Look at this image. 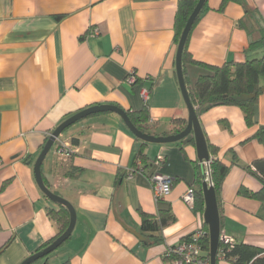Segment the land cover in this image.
<instances>
[{"label":"crops","instance_id":"obj_1","mask_svg":"<svg viewBox=\"0 0 264 264\" xmlns=\"http://www.w3.org/2000/svg\"><path fill=\"white\" fill-rule=\"evenodd\" d=\"M178 2L0 0V264H21L57 233L47 216L57 205L38 188L33 165L46 138L64 120L81 109L112 104L133 112L146 106L158 136L172 135L173 120L187 121L175 73ZM221 2L207 1L209 10L189 37L192 58L220 66L260 57L261 52L247 50L250 36L238 23L246 9L264 23V0L228 2L219 12ZM200 71L192 68L190 75ZM131 72L134 84L126 81ZM198 121L223 163L230 165L231 152L244 166L264 159V144L253 138L264 127V92L252 128L235 106L214 107ZM57 142L68 146L71 157L59 156L55 143L41 172L50 191L73 206L76 224L48 264L67 259L70 264H171L166 250L203 229V215L182 200L202 179L195 145L185 140L147 144L150 167L127 175L142 141L115 114L84 119ZM158 158L162 161L154 166ZM71 167L82 172L68 178ZM155 173L173 180L170 194L159 202L149 181ZM260 188L250 173L230 168L220 194V232L236 244L264 249V202L240 193ZM160 208L171 209L175 222L162 230L160 244L149 245L140 233V211L155 216ZM217 264L232 263L218 258Z\"/></svg>","mask_w":264,"mask_h":264},{"label":"trees","instance_id":"obj_2","mask_svg":"<svg viewBox=\"0 0 264 264\" xmlns=\"http://www.w3.org/2000/svg\"><path fill=\"white\" fill-rule=\"evenodd\" d=\"M207 1L208 0H206L202 10L194 21L181 57L182 72L190 103L192 104L197 117H199L201 113L206 112L214 107L235 106L242 112L246 126L248 128H252L257 125L258 97L260 94H262L261 89L264 87V23L260 19V16L257 12L247 9L245 10L244 19L240 20L238 23L239 28L245 30L250 36V43L247 50L261 52L260 57L248 59L243 63L226 62L220 66H211L197 62L189 53L188 42L191 32L196 27L203 15L209 10ZM197 2L198 0H179L178 2L174 17V42L176 45L178 44L186 21L191 15ZM228 2L240 3V0H222L218 11H223ZM57 19H60V17ZM192 68H197L201 71L198 75L191 76L190 69ZM243 95H254V97L247 101H238L237 98ZM126 114L129 121L138 131L157 137L169 136H158L153 133V130L151 129V117L146 106L136 112L126 110ZM103 115H107V113L92 115L86 119ZM172 125L173 129L170 134L176 135L185 129L187 121L183 119H175L172 121ZM204 138L206 141L209 158H211L210 177L213 184L212 188L214 189L216 196L221 228L222 209L220 194L224 180L229 173L230 168L233 166L242 168L246 172L250 173L261 185L260 190L257 192H250L245 189H240L241 195L259 202H264V159L254 161L251 166H244L240 163L236 154L231 152L232 155L230 165H227L219 158V149L212 146L207 141L205 135ZM253 138L259 143L264 144V127H259ZM185 141L194 145V139L192 135L188 136ZM72 143H75V140H72ZM56 144H58L56 149H59L61 145H59L58 142H56ZM146 146L147 143L141 142V145L133 160V169L129 171L127 175L138 170L136 165L137 162L142 164V170L144 171L150 167L148 164L149 161L145 155ZM68 154V158L71 157L70 150H68ZM80 172H82L81 169L71 167L65 176L68 178H75ZM118 176H120V174H118ZM44 184L50 189V186L45 181V179ZM201 184L202 179L199 177V179H196L189 188H191L194 192L193 212L199 213L202 216L204 213V196ZM47 216L56 224L57 233L51 240L45 242L34 254L41 252L51 245L65 232L69 225V212L65 207L57 205V209L48 210ZM140 217V233L146 236L149 245L160 244L163 241V237L161 235L162 230L175 222V216L169 208H160L157 212V215L155 216L147 215L140 211ZM203 229L206 232L208 231V228L205 224L203 225ZM69 239L70 237L62 246H64L69 241ZM204 239L205 240L202 244L203 250L206 255L209 256V235ZM51 254L43 257L41 260L45 261V264H48L47 259ZM218 258H221L232 264H264V249L243 243H235L230 249L219 245L216 264L218 263ZM61 264H70V262L67 259Z\"/></svg>","mask_w":264,"mask_h":264},{"label":"water","instance_id":"obj_3","mask_svg":"<svg viewBox=\"0 0 264 264\" xmlns=\"http://www.w3.org/2000/svg\"><path fill=\"white\" fill-rule=\"evenodd\" d=\"M205 2L206 0H198L195 8L193 9L191 15L187 19L186 24L182 30V33L180 35V38L177 44V50H176L175 73H176L179 89L181 91V95L183 97L185 106L188 111L187 125L185 129L176 135H169L166 137H157L153 135L144 134L138 131L132 125L124 109H121L120 107L110 105V104L88 107L70 116L66 120H64L49 135L39 156L34 162L33 173H34L36 184L38 188L40 189V191L43 193V195L48 200H50L52 203L65 207L68 210L69 225L67 229L65 230V232L60 237H58L51 245H49L47 248H45L41 252L31 255L21 264H32L35 261L42 259L43 257L51 254L52 252L57 250L61 245H63L68 240V238L71 236L74 230V227L76 224V212L73 206L68 201H66L59 195H57L56 193L51 192L50 189L45 186L44 179H43L42 172H41L42 164L47 154L50 152L51 148L53 147V145L58 141V138L63 133V131L73 126L74 124L92 115H96V114H101V113L115 114L121 119V121L130 131V133L136 139L142 142H145L147 144H172V143L183 141L188 136L192 135L194 139V145L196 148L197 158L199 162L207 161L209 159V153H208L206 141H205L200 123L198 121V117L188 97V92H187L185 81H184V76L182 72V63H181V57H182L183 49L187 41L188 35L194 24L195 19L197 18L200 11L202 10ZM261 91L264 92V87L261 89ZM253 97L254 95H251V96L243 95V96L238 97L237 100L247 101ZM202 190H203V196H204L203 221H204V224L208 226V235H209V259H210V264H216V257H217L218 247H219V235H220V219H219L217 201H216L214 189L212 187H208L207 184L203 182Z\"/></svg>","mask_w":264,"mask_h":264},{"label":"built area","instance_id":"obj_4","mask_svg":"<svg viewBox=\"0 0 264 264\" xmlns=\"http://www.w3.org/2000/svg\"><path fill=\"white\" fill-rule=\"evenodd\" d=\"M93 34H98V31L93 30ZM126 81L130 84H134L136 82L135 74L131 72L126 78ZM142 97L144 99L147 97L145 91H142ZM68 150V146L61 145L59 149H56V153L59 156L68 158ZM161 161L162 160L158 158L153 162V165H158L161 163ZM200 165L203 168L202 183H206L208 187H213L210 177L211 158H209L207 161L200 162ZM137 168L138 170L136 171H143L142 164L140 162L137 163ZM149 181L154 195V200L156 202L161 201L164 199V197L170 194L173 185V180L170 177L155 173L150 175ZM182 200L190 208H193L194 192L191 188H188L185 191L182 196ZM206 236H208V231L206 232L204 229L200 228L187 239H184L175 246L168 248L165 252L166 259H168L171 264H210L209 256L206 255L202 246ZM234 244L235 241L231 237H228L220 232L219 245L230 249Z\"/></svg>","mask_w":264,"mask_h":264},{"label":"rangeland","instance_id":"obj_5","mask_svg":"<svg viewBox=\"0 0 264 264\" xmlns=\"http://www.w3.org/2000/svg\"><path fill=\"white\" fill-rule=\"evenodd\" d=\"M49 157H50V156H48V158H47L46 160H48V159H49Z\"/></svg>","mask_w":264,"mask_h":264}]
</instances>
